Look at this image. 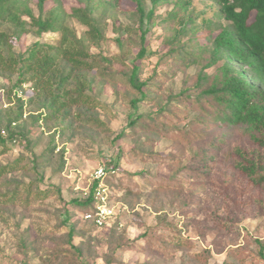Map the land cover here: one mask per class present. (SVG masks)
Returning <instances> with one entry per match:
<instances>
[{
    "label": "rangeland",
    "instance_id": "374dc122",
    "mask_svg": "<svg viewBox=\"0 0 264 264\" xmlns=\"http://www.w3.org/2000/svg\"><path fill=\"white\" fill-rule=\"evenodd\" d=\"M22 1L26 10L17 16L24 32L18 35L16 20L1 28L0 55L6 65L0 64V136L6 142L0 143V264H10L4 258L13 247L8 258L15 264H256L252 254L264 243L260 189L242 193L237 182L227 186L218 173L210 189L186 179L182 191L157 190L143 177L170 178L196 153L194 146L178 148L162 136L164 129L182 128L187 121L166 120L171 107L182 117L188 113L180 97L185 72L173 73L176 65L163 58L167 30L162 26L175 0L157 5L145 0V11L154 13L143 25L132 0H94L91 25L66 16L62 46L84 47L92 55L89 60L105 67L76 69L59 58L55 71L37 87L25 80L31 75L25 71L27 53L39 44L54 46L61 33H37L30 15L53 24L63 15L55 11L54 0L46 2L43 13L38 0ZM61 1L67 12L83 5ZM208 2L193 0L203 7ZM200 37L205 41L203 33ZM144 46L145 56L136 61ZM135 63L146 83L142 92L104 74L107 69L130 77ZM150 152L178 158L146 160ZM109 163L117 178H132L140 188L124 179L112 181L115 193L108 204L114 219L95 227L72 200L84 197L95 170ZM177 229L192 245L170 255L162 251L170 245L164 235ZM72 244L82 253L80 262Z\"/></svg>",
    "mask_w": 264,
    "mask_h": 264
},
{
    "label": "trees",
    "instance_id": "16d2710c",
    "mask_svg": "<svg viewBox=\"0 0 264 264\" xmlns=\"http://www.w3.org/2000/svg\"><path fill=\"white\" fill-rule=\"evenodd\" d=\"M47 1L38 0L40 12H44ZM54 1L57 4L55 11L60 10L63 15L62 19H55V24L41 16L36 18L30 15L37 33L46 30L61 33V39L54 46L39 44L27 53L25 71L31 72V75L25 80L34 82L36 87L41 86L42 81L55 71L59 58L65 59L76 69L105 67L100 60H89L88 57L92 55L84 47L62 46L67 43L65 17L91 25L94 0H78L83 5L71 8L70 12H67L61 0ZM132 1L138 7L143 25L154 11H145V0ZM161 1L164 0H153L154 5ZM25 10L22 0H0V40H3L1 28L8 20H14V23L16 20L18 35L24 32L25 27L21 25L17 13ZM165 22L162 26L167 30L163 44L167 48L163 55L164 62L176 65L171 67L173 73L176 70L185 72V89L180 97L188 113L182 117L175 110L176 107H171L164 116L166 120L173 123L187 121L182 128L164 129L162 136L172 139L178 148L194 146L196 153L170 178L143 177L157 190L182 191L186 179L210 189L209 183H215L213 176L218 173L224 177L227 186L237 182L242 193L248 192L249 188L260 189L264 193V0H209L205 7L194 4L193 0H175V6ZM92 29V34L96 32L98 36L97 27L92 25ZM202 33L205 41L200 37ZM145 35L146 31H143V42ZM146 52L147 46H144L136 61L143 58ZM220 61L223 62L218 65ZM0 64L6 65L1 55ZM192 66L197 67L195 73H187ZM138 71L139 65L135 63L130 77L120 72L109 73L107 69L104 74L142 92L146 83L140 81ZM168 73L169 69L166 78H170ZM5 142L0 136V143ZM177 158L176 155L160 156L152 152L145 156L146 160L163 163L174 162ZM110 166L109 163L106 168L109 170ZM3 172L4 169H0V176ZM114 174L116 170L109 172L103 180L108 186L109 200L115 193L112 181L117 183L119 179ZM122 179L126 180V184L140 188L132 178L122 177L119 180ZM98 183L99 180H94L84 197L72 200L82 210L85 221L95 227L99 226L93 220L86 219L85 214L96 211L99 200L95 196V188ZM147 235V232L142 233V237ZM164 239L170 245L164 246L162 251L170 255L178 247L192 245L179 229L164 235ZM72 247L80 262V249L73 244ZM252 260L256 264H264V243L257 254H252Z\"/></svg>",
    "mask_w": 264,
    "mask_h": 264
},
{
    "label": "built area",
    "instance_id": "2783aa9c",
    "mask_svg": "<svg viewBox=\"0 0 264 264\" xmlns=\"http://www.w3.org/2000/svg\"><path fill=\"white\" fill-rule=\"evenodd\" d=\"M115 172V169H107L106 167H98L95 170L94 178L95 180H99L98 185L95 188V196L99 203L96 207V211L94 213H86L85 218L89 220H93L99 227H103L107 224L108 220L113 217L114 209L109 206L108 199V188L103 182L105 176L109 173Z\"/></svg>",
    "mask_w": 264,
    "mask_h": 264
},
{
    "label": "clouds",
    "instance_id": "9594fccd",
    "mask_svg": "<svg viewBox=\"0 0 264 264\" xmlns=\"http://www.w3.org/2000/svg\"><path fill=\"white\" fill-rule=\"evenodd\" d=\"M15 251H16V249H15V247H13L11 252H6V253H5L4 261H6V262H10V264H15V261H14V260H11V259L8 258V257H10L12 254H14ZM220 259L223 260V257H221Z\"/></svg>",
    "mask_w": 264,
    "mask_h": 264
}]
</instances>
